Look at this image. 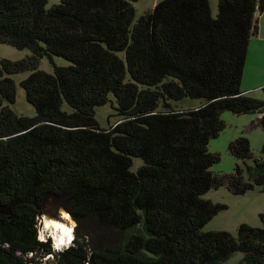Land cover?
I'll return each instance as SVG.
<instances>
[{
    "label": "trees",
    "instance_id": "16d2710c",
    "mask_svg": "<svg viewBox=\"0 0 264 264\" xmlns=\"http://www.w3.org/2000/svg\"><path fill=\"white\" fill-rule=\"evenodd\" d=\"M49 1L0 0V44L32 53L0 60V264H264V214L236 235L204 231L227 209L210 191L264 193V146L256 157L248 138L231 142L238 164L223 175L208 148L224 112L256 115L264 129V101L242 90L264 0H219L217 16L209 0H166L136 23L141 0ZM44 58L68 65L50 74ZM24 73L33 118L10 107ZM112 95L119 121L108 130L96 110ZM185 99L201 104L170 103ZM57 200L78 223L63 253L37 238ZM86 221L122 234L120 244L86 237Z\"/></svg>",
    "mask_w": 264,
    "mask_h": 264
},
{
    "label": "rangeland",
    "instance_id": "374dc122",
    "mask_svg": "<svg viewBox=\"0 0 264 264\" xmlns=\"http://www.w3.org/2000/svg\"><path fill=\"white\" fill-rule=\"evenodd\" d=\"M61 1L62 0H50L47 8L50 9L53 6L60 4ZM163 1L166 0H141L138 3H135V23L141 16L154 9L156 5ZM209 1L213 15L217 16L219 0ZM262 23L264 24V18ZM259 45L260 41H257L255 37L250 42L242 81V90L250 97L264 101V91L262 90L263 86H261L262 80L260 78V72L264 69V66L260 63V58L264 55V41L261 46ZM31 55L32 53L29 50L21 51L8 45L0 44V60L8 59L11 61H20L30 57ZM55 65L66 66L68 63L60 58H54L53 62H51L48 58H44L40 61L39 68L40 70L53 74ZM29 75L30 73H24L14 76V80L17 84V100L16 103L14 105H10V107L19 116L33 118L36 116V111L34 107L27 102L25 91L21 87V82L27 79ZM170 103L174 108L179 110L196 108L201 104L198 100L190 99H185L180 102L171 101ZM64 108L66 110L69 109L67 105H64ZM116 108L117 103L113 95L110 96V102H108V104L97 108L96 118L104 129L109 130L113 128L119 121ZM256 119V115H234L231 112H224L222 114V120L225 122L226 128L217 139L210 142L208 147L211 153L219 155L220 158V163L214 165L212 168L214 173L223 175L234 172L238 161L231 155L229 147L231 142L240 137L248 138L251 142L252 150L255 156H261V149L264 146V129L256 127V124H253ZM137 164H140V162H137ZM204 198L214 204L227 206L226 210L221 211L208 225H206L204 228L205 232L226 231L236 235L237 230L243 224H247L255 228L262 227L260 218L261 215L264 214V193L251 191L243 196H234L227 187H222L218 190L210 191L204 196ZM61 207L62 205L58 200L47 204V212L44 213L42 217L46 215L50 219L60 220L61 218L58 210ZM62 222L67 223L66 221ZM40 227H43V225L40 224ZM79 227L86 237L93 240H102L107 242V245H118L122 240V234L113 230H104L92 221H86V223L80 225ZM76 230L77 228L75 229V232ZM45 236L47 237V240L49 238L51 239V237L47 236V233H45ZM51 242L53 244L52 239ZM240 256L241 255L235 256L227 264H239L241 261ZM29 259H32V257ZM40 260V264H53V259L50 257L46 259H39V261ZM29 264L34 263L30 260Z\"/></svg>",
    "mask_w": 264,
    "mask_h": 264
},
{
    "label": "clouds",
    "instance_id": "9594fccd",
    "mask_svg": "<svg viewBox=\"0 0 264 264\" xmlns=\"http://www.w3.org/2000/svg\"><path fill=\"white\" fill-rule=\"evenodd\" d=\"M60 220L50 219L46 215L42 218H38L40 225L38 228V240L42 243H47L48 237H51L53 244V251L57 253H63L65 250L73 247V242L76 240L75 229L78 227L75 220L72 219L71 213L64 211L61 207L59 210ZM62 221H66L64 223ZM50 239V238H49Z\"/></svg>",
    "mask_w": 264,
    "mask_h": 264
},
{
    "label": "crops",
    "instance_id": "0c3cea01",
    "mask_svg": "<svg viewBox=\"0 0 264 264\" xmlns=\"http://www.w3.org/2000/svg\"><path fill=\"white\" fill-rule=\"evenodd\" d=\"M263 18H264V13L260 15V18H259V32H258L257 37H255L257 39V41H260V45L259 46H261L262 42L264 41V24L262 23ZM260 52H261V50H260ZM260 63L264 66V55L261 56ZM260 78L262 80L261 81V86L264 87V69L260 72Z\"/></svg>",
    "mask_w": 264,
    "mask_h": 264
},
{
    "label": "water",
    "instance_id": "95a60500",
    "mask_svg": "<svg viewBox=\"0 0 264 264\" xmlns=\"http://www.w3.org/2000/svg\"><path fill=\"white\" fill-rule=\"evenodd\" d=\"M44 212L46 213L47 210H45ZM29 262H30V259H28V264H29ZM40 262H41V260L40 261L38 260L35 264H40Z\"/></svg>",
    "mask_w": 264,
    "mask_h": 264
},
{
    "label": "flooded vegetation",
    "instance_id": "af4514ba",
    "mask_svg": "<svg viewBox=\"0 0 264 264\" xmlns=\"http://www.w3.org/2000/svg\"><path fill=\"white\" fill-rule=\"evenodd\" d=\"M62 205V204H61Z\"/></svg>",
    "mask_w": 264,
    "mask_h": 264
}]
</instances>
